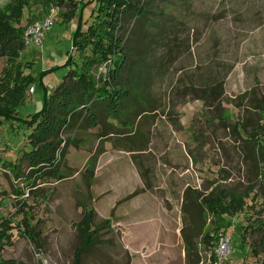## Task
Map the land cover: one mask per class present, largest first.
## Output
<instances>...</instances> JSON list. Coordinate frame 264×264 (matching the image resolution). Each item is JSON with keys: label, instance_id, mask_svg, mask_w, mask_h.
<instances>
[{"label": "rangeland", "instance_id": "rangeland-1", "mask_svg": "<svg viewBox=\"0 0 264 264\" xmlns=\"http://www.w3.org/2000/svg\"><path fill=\"white\" fill-rule=\"evenodd\" d=\"M15 1L0 0V9ZM85 4L83 20L88 23L97 5L90 0ZM57 9L42 45L32 42L21 57L33 82L17 110L18 119L0 127L1 162H11L27 178L10 170L0 177V224L10 220L12 227L3 240L0 264H75L83 220L90 211L98 242L87 248L79 264H264V162L250 140L253 130L264 128V0H152L146 20L126 19L118 32L129 58L122 78L143 97L141 108L153 113L150 117L157 123L170 126L151 130L153 153L133 160L142 176L146 174V187L156 184L148 173L157 172L155 179L167 184L173 204L182 191V225L195 241L191 256L182 236L180 249L174 246L166 258L159 252L162 243L156 244L158 254H149V247L141 249L125 238L127 229L118 231L111 222L99 229L105 220L96 212L102 201L97 171L109 140L100 138L103 128L84 130L81 121L60 136L68 145L63 154L56 153L58 176L45 170L38 177L24 158L32 149L25 120L43 109L45 98L71 71L65 65L69 58L78 59L73 47L78 23L63 22L68 6ZM32 12L43 13L42 19L47 15L41 7ZM30 17L26 11L23 26ZM5 65L0 55V76ZM106 72L102 66L95 75ZM115 135L111 139L118 140ZM259 140L264 147V135ZM162 147L164 155L159 156L156 149ZM127 160L129 164L131 158ZM163 171L168 175L160 176ZM217 189L249 192L244 209L227 216L226 231L214 232L213 216L207 212L193 229V215L199 211L191 201L201 202ZM231 234L230 253L220 262L219 242ZM207 235L212 240L206 243Z\"/></svg>", "mask_w": 264, "mask_h": 264}, {"label": "trees", "instance_id": "trees-1", "mask_svg": "<svg viewBox=\"0 0 264 264\" xmlns=\"http://www.w3.org/2000/svg\"><path fill=\"white\" fill-rule=\"evenodd\" d=\"M150 1L152 0H90L97 6L88 23L83 20L86 0H80V3L65 0H16L0 9V55L6 58V65L0 76V127L4 122L18 119L17 110L25 99L28 86L33 82V77L25 74L27 65L21 61L27 47L26 32L31 25L42 20L43 13L35 16L32 10L41 7L43 12H48L51 8L68 6L63 22L76 20L78 23L73 37V47L78 59L69 58L65 65L72 67L71 71L53 89L52 94L45 98L43 109L31 119L25 120L27 129L31 130L29 141L32 149L25 153L24 158L29 160L38 177L43 176L45 170L58 176L57 164L60 159L56 153L59 151L63 154L68 145V140L60 139V136L71 132L79 122L85 124L84 130L87 127L98 130L103 128L102 124L108 117L122 121L125 118L131 123L150 114L148 110L141 108L143 97L134 94L138 90L122 78L129 58L123 39L118 34L126 19L146 20ZM26 11L31 17L27 25L23 26ZM84 24H88L85 31ZM102 66L107 67V72L104 76L97 77L95 72ZM197 100L204 99L198 97ZM83 114L85 121L82 119ZM127 114H131L133 119H127ZM110 130L119 134L114 129ZM104 134V131L101 132L100 138ZM261 134L264 135V128L259 126L250 134V140L264 162V147L259 140ZM0 163L5 173L10 170L16 177L27 180L18 169L13 168L11 162H1L0 159ZM261 177L264 178L263 168ZM137 194L139 192L132 196ZM248 194L249 192L217 189L211 195L202 197L201 202L197 198L193 199L190 205L199 213L194 212L192 228L197 227L199 219L207 212L213 216L214 232L226 231L227 216H234L244 209ZM92 222L93 212L90 211L83 220L82 244L76 254L75 264H79L81 256L90 245L98 242L91 231ZM25 224L28 225V222ZM105 225L109 226L110 221H104L99 229H103ZM11 228L10 220L0 224V251L3 240L7 238L6 232ZM182 234L187 254L191 256L195 252V241L192 236L185 234L184 229ZM209 240L212 238L207 235L205 242Z\"/></svg>", "mask_w": 264, "mask_h": 264}, {"label": "crops", "instance_id": "crops-1", "mask_svg": "<svg viewBox=\"0 0 264 264\" xmlns=\"http://www.w3.org/2000/svg\"><path fill=\"white\" fill-rule=\"evenodd\" d=\"M146 115L139 117L136 121H131V123L125 118L122 121L111 117L103 122L105 136L102 139L109 138V140L106 141L104 152L100 158V166L103 167L97 171V176L101 177L102 201L96 212L102 220L110 221L111 226L117 228L118 231L127 229L126 232L129 234L125 238L141 249L145 246L149 247V254H158L156 244L162 243L159 252L161 251V255L166 258L174 246L180 249L179 246L183 244L182 232L184 228L179 210L182 191H180V200L177 198V203L173 204L167 184H162L155 179L159 177L157 172L148 173L154 179L153 181H156V184L146 187V174L144 172L142 176L135 160H133L134 156L145 155L144 157H146L153 153L151 130L153 133L156 128L165 130L170 127L167 124L154 121L155 118L150 117L154 115L153 113ZM126 118L133 119V116L127 114ZM142 118L143 120L151 119L141 122ZM110 129L119 133L118 140L111 139L116 135ZM138 129L143 132H137ZM163 148L156 149L159 156L164 155ZM183 150L187 153L185 149ZM176 152L182 154L181 149H176ZM128 158H131L129 164ZM163 166L167 167L165 164ZM165 175V171L160 174V176ZM138 192L139 194L132 196ZM177 192L179 194V191ZM163 193L166 195L162 196ZM165 201H169L172 205H166ZM133 248L135 251L140 250V248Z\"/></svg>", "mask_w": 264, "mask_h": 264}, {"label": "built area", "instance_id": "built-area-1", "mask_svg": "<svg viewBox=\"0 0 264 264\" xmlns=\"http://www.w3.org/2000/svg\"><path fill=\"white\" fill-rule=\"evenodd\" d=\"M57 10H58L57 8L49 9L45 18H43L40 21H37L36 23H34L33 25L29 27L28 31L26 32V37H25L26 46H30L32 42L36 45H42V39L44 36V32L49 31L54 26ZM33 90L34 89L32 88L31 92H33ZM1 141L2 139L0 137V159L2 157ZM4 173H5V169L0 163V177ZM233 234L228 235V236H223L219 242L218 249H217V256L220 262H222L227 257V255L230 253L231 242L233 241Z\"/></svg>", "mask_w": 264, "mask_h": 264}]
</instances>
